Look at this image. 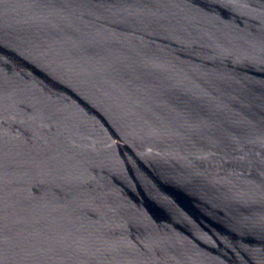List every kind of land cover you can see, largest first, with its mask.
I'll return each instance as SVG.
<instances>
[{
	"label": "water",
	"instance_id": "1",
	"mask_svg": "<svg viewBox=\"0 0 264 264\" xmlns=\"http://www.w3.org/2000/svg\"><path fill=\"white\" fill-rule=\"evenodd\" d=\"M0 264H264V0H0Z\"/></svg>",
	"mask_w": 264,
	"mask_h": 264
}]
</instances>
